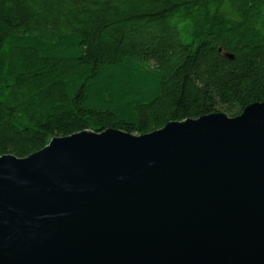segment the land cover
<instances>
[{
	"label": "water",
	"instance_id": "water-1",
	"mask_svg": "<svg viewBox=\"0 0 264 264\" xmlns=\"http://www.w3.org/2000/svg\"><path fill=\"white\" fill-rule=\"evenodd\" d=\"M0 264H264V101L0 155Z\"/></svg>",
	"mask_w": 264,
	"mask_h": 264
},
{
	"label": "trees",
	"instance_id": "trees-1",
	"mask_svg": "<svg viewBox=\"0 0 264 264\" xmlns=\"http://www.w3.org/2000/svg\"><path fill=\"white\" fill-rule=\"evenodd\" d=\"M262 101L264 0H0V155Z\"/></svg>",
	"mask_w": 264,
	"mask_h": 264
}]
</instances>
